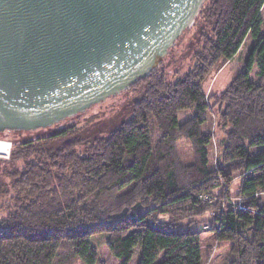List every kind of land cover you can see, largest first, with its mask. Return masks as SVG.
I'll return each mask as SVG.
<instances>
[{
	"label": "trees",
	"instance_id": "1",
	"mask_svg": "<svg viewBox=\"0 0 264 264\" xmlns=\"http://www.w3.org/2000/svg\"><path fill=\"white\" fill-rule=\"evenodd\" d=\"M203 3L198 14L207 34L192 69L170 82L155 68L131 84H143L144 92L131 117L106 136L82 141L69 127L15 147L11 141L0 169V214L8 199L0 264H97L91 238L103 233L121 264L137 250V264H203L204 231L230 244V264H264V0ZM248 37L243 66L219 99L225 132L213 166L204 83ZM180 140L190 143L186 164ZM235 173L245 209L223 211L212 200L228 196L214 189L226 190ZM211 212L210 227L179 230Z\"/></svg>",
	"mask_w": 264,
	"mask_h": 264
},
{
	"label": "water",
	"instance_id": "2",
	"mask_svg": "<svg viewBox=\"0 0 264 264\" xmlns=\"http://www.w3.org/2000/svg\"><path fill=\"white\" fill-rule=\"evenodd\" d=\"M204 0H0V133L45 128L128 89Z\"/></svg>",
	"mask_w": 264,
	"mask_h": 264
},
{
	"label": "rangeland",
	"instance_id": "3",
	"mask_svg": "<svg viewBox=\"0 0 264 264\" xmlns=\"http://www.w3.org/2000/svg\"><path fill=\"white\" fill-rule=\"evenodd\" d=\"M261 14L263 18L264 32V5L262 7ZM201 21V16L197 14L191 26L179 37H177L172 46L169 47L162 61L156 67L160 73H163L167 81H175L178 77L191 70L194 66L195 60L193 56L201 47ZM206 34L207 29H205L202 36H206ZM250 42L251 39L249 37L246 38L239 52L233 58L215 68L204 83L205 100L209 106V115L208 123L203 126V131H208L212 135L210 159L213 166V161H219L218 158L221 151V140L223 139L225 132V130L223 131L219 128L217 120L218 111L219 109H222L219 99L231 79L241 70ZM253 77L255 80H258L256 75L253 74ZM143 92V84H134V87L131 85L128 89H125L118 94L109 96L105 100L91 105L84 111L67 117L53 125H50L49 127L21 132L6 130L3 132V139L13 141V147H15V143L17 144L21 141H27L36 137H46L56 131L69 127L74 131V136L82 141H88L98 136H106L109 132L131 117L133 102L140 99ZM190 114V110L180 111L178 114L179 122L184 121L188 116H190ZM178 146L181 161L185 164L191 162L192 151L190 143L186 140H180L178 142ZM82 150V147L77 148L78 152H81ZM8 160L9 157H0V169L7 166L5 161ZM240 178L239 173H235L232 180L229 183H226V190L222 189V186L214 189L215 193L220 195L223 193L222 196L226 193L228 196L227 200L221 202H219V200H223V197L219 199L213 197L214 199L212 202L219 203L221 210L238 211L245 209V206L243 205L245 198L243 196L236 195L239 189ZM219 181V183H221L220 185L224 184V180L221 177H219ZM3 200V205L1 207L4 211L0 214L1 219L7 214L5 211V203L8 199ZM238 203L241 205L239 206ZM228 204H230V207H227ZM212 215V212L202 215L191 225L184 222L179 226V230H185L188 227L191 230H202L205 226L210 227L212 224ZM251 231V229L247 230L248 235H250ZM202 238L203 264H230L232 256L230 253V244L227 241H217L215 239V234L211 231H204ZM91 241L98 249L99 261L97 264H121L120 260L109 252L106 245L105 233L93 236ZM138 255L137 250L129 264H137ZM77 264H80V262Z\"/></svg>",
	"mask_w": 264,
	"mask_h": 264
},
{
	"label": "built area",
	"instance_id": "4",
	"mask_svg": "<svg viewBox=\"0 0 264 264\" xmlns=\"http://www.w3.org/2000/svg\"><path fill=\"white\" fill-rule=\"evenodd\" d=\"M2 142L4 143V145H0V157H6L7 158L10 155L12 142L10 140L0 139V143H2ZM238 205L240 206L241 204L238 203ZM227 207H230V204H228ZM2 233H4V228L2 225H0V235Z\"/></svg>",
	"mask_w": 264,
	"mask_h": 264
},
{
	"label": "bare ground",
	"instance_id": "5",
	"mask_svg": "<svg viewBox=\"0 0 264 264\" xmlns=\"http://www.w3.org/2000/svg\"><path fill=\"white\" fill-rule=\"evenodd\" d=\"M0 145H4V143L2 142V143H0ZM1 235H3V233H2ZM1 235H0V236H1Z\"/></svg>",
	"mask_w": 264,
	"mask_h": 264
}]
</instances>
